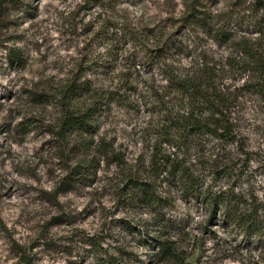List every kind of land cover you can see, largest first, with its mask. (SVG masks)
I'll return each mask as SVG.
<instances>
[{
  "label": "rangeland",
  "instance_id": "rangeland-1",
  "mask_svg": "<svg viewBox=\"0 0 264 264\" xmlns=\"http://www.w3.org/2000/svg\"><path fill=\"white\" fill-rule=\"evenodd\" d=\"M5 1L0 264H264V99L253 72L235 59L245 43L264 51V0L205 3L226 36L200 35L191 46L212 64H231L226 78L237 89L231 105L236 141L205 137L180 156L179 162L196 164L201 197L183 194L175 176L156 175L153 206L136 196L129 179L151 177L161 114L146 83L163 86V75L137 60L133 90L108 94L120 70L90 64L104 53L94 27L104 19L118 27L122 21L126 32L156 26L186 41L184 17L193 0ZM138 51L133 56L141 58ZM12 55L22 60L11 62ZM192 58L185 52L182 61L188 65ZM250 59L244 55L243 65ZM83 71L95 83L90 95L75 93ZM86 102L96 104L93 131L61 133L64 114ZM235 213L255 218L257 234L234 225ZM165 241L171 256L162 251Z\"/></svg>",
  "mask_w": 264,
  "mask_h": 264
},
{
  "label": "trees",
  "instance_id": "trees-1",
  "mask_svg": "<svg viewBox=\"0 0 264 264\" xmlns=\"http://www.w3.org/2000/svg\"><path fill=\"white\" fill-rule=\"evenodd\" d=\"M207 1H192L184 17L190 33V39L186 41L183 38L173 39L172 35L167 34L166 29L160 30L156 26L151 31L136 32V29L132 28L126 32L127 29L122 21L118 27L119 24L115 25L104 19L94 27L95 34H100V39L105 41L102 46L104 53L98 58L100 62H90V64L96 68L99 63L100 68H112L110 70L112 74L120 70L117 73L118 80L114 81L115 87H109L108 94L118 95L122 90H133L140 72L136 70L137 60L140 62L146 60L152 69L158 70L163 75L165 82L163 86H150L148 81L146 83L149 84L146 86L147 91L152 95L155 105L159 106L162 116H160L154 133L157 138L156 142L150 150L151 177L148 180H140L136 174L129 179L130 185L137 192L136 196L149 206L156 205L157 202L155 185H153L157 179L155 176L167 173L176 177L183 194L189 198L201 197V186L197 183L196 164L193 160L179 162L180 156H185L187 152L198 149L199 143L205 137L222 143L236 141L231 105L236 100L237 89H233L231 82L228 81L230 79L226 78L231 64L226 63L223 67L212 64L204 59L203 55L194 53L197 49L193 50L191 46L192 42L197 43L200 35L219 36L221 40L226 36L223 27L219 25L220 21L218 23L216 16L206 9ZM14 2L15 0H6L5 4ZM90 2L95 3L94 6L99 5L96 0ZM137 49H139L138 53L141 52V58L139 54L133 56ZM185 52H191L193 56L188 65L182 61ZM238 52L235 58L237 63L247 69V72H253L254 88L264 99V51L245 43L241 45ZM244 55H248L251 59L243 65ZM12 57L15 60L11 59V62L22 60L20 56L12 55ZM115 63L117 65L111 67ZM132 68L135 71L131 73ZM86 79L85 71H83L78 78L81 83L75 93L84 92L90 95L94 91V81ZM120 84L126 86L121 87ZM172 95L176 99L170 101ZM95 107L96 104L86 102L76 112L70 108L71 111L64 114L61 133L67 136L77 132H92L95 128ZM170 149L175 153H172ZM217 158L218 156L215 157V162ZM250 216H240L235 213L232 223L234 225L241 223L248 229L254 228L253 234L256 235V220ZM163 244L162 251L166 255L174 254V249L168 241Z\"/></svg>",
  "mask_w": 264,
  "mask_h": 264
}]
</instances>
